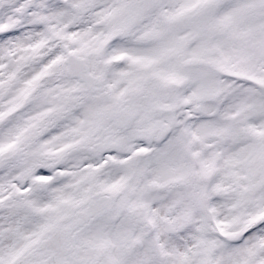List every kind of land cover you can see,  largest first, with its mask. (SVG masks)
<instances>
[{
	"label": "snow or ice",
	"instance_id": "snow-or-ice-1",
	"mask_svg": "<svg viewBox=\"0 0 264 264\" xmlns=\"http://www.w3.org/2000/svg\"><path fill=\"white\" fill-rule=\"evenodd\" d=\"M0 264H264V0H0Z\"/></svg>",
	"mask_w": 264,
	"mask_h": 264
}]
</instances>
